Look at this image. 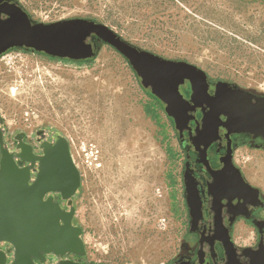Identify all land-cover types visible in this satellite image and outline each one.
<instances>
[{
	"label": "rangeland",
	"instance_id": "obj_1",
	"mask_svg": "<svg viewBox=\"0 0 264 264\" xmlns=\"http://www.w3.org/2000/svg\"><path fill=\"white\" fill-rule=\"evenodd\" d=\"M14 1L36 21L94 19L132 45L264 93V0ZM0 116L10 148L17 133L33 140L43 128L68 140L80 175L74 218L84 262L173 257L185 226L181 149L163 108L118 50L103 44L84 61L8 50L0 56ZM242 155L247 170L264 171V153Z\"/></svg>",
	"mask_w": 264,
	"mask_h": 264
},
{
	"label": "flooded vegetation",
	"instance_id": "obj_2",
	"mask_svg": "<svg viewBox=\"0 0 264 264\" xmlns=\"http://www.w3.org/2000/svg\"><path fill=\"white\" fill-rule=\"evenodd\" d=\"M86 42L95 51L100 39L91 34ZM167 66L171 84L161 90L165 100L144 87L172 123L182 153L185 226L175 254L164 264H264V183L250 179L264 177V171L247 170L242 159L245 149L264 153V95L180 60ZM43 135L29 140L17 133L12 148L5 142L6 149L24 153L29 146L39 156ZM17 164L26 165L20 159ZM33 169L36 178L38 163ZM53 201L63 202L61 194L54 193ZM67 258L84 262L77 255Z\"/></svg>",
	"mask_w": 264,
	"mask_h": 264
},
{
	"label": "water",
	"instance_id": "obj_3",
	"mask_svg": "<svg viewBox=\"0 0 264 264\" xmlns=\"http://www.w3.org/2000/svg\"><path fill=\"white\" fill-rule=\"evenodd\" d=\"M91 34L100 39L96 51L86 42ZM103 44L118 50L142 86H150L155 96L165 100L161 90L171 84L165 76L172 59L132 45L94 19L36 21L18 2L0 0V56L17 48L51 58L84 61L98 53ZM180 62L204 73L191 63ZM172 87H177L176 81ZM2 123L0 116V264H101L67 258L68 254L85 255L83 232L74 218L80 175L68 140L56 130L43 128L34 133L35 137L39 132L45 134L39 156L29 146L24 153L10 152ZM17 159L26 165L18 166ZM35 163L37 176L32 178ZM54 193H60L63 202H54Z\"/></svg>",
	"mask_w": 264,
	"mask_h": 264
}]
</instances>
